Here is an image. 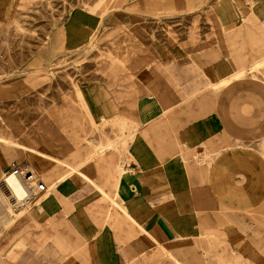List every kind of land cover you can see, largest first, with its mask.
<instances>
[{
	"label": "crops",
	"instance_id": "obj_1",
	"mask_svg": "<svg viewBox=\"0 0 264 264\" xmlns=\"http://www.w3.org/2000/svg\"><path fill=\"white\" fill-rule=\"evenodd\" d=\"M136 1L129 4L151 9V0ZM181 7L205 27L179 41L171 24L170 43L104 50L76 90L93 123L107 133L122 123L117 132L131 133L124 151L104 141L83 158L82 139L62 126L77 130L49 115L59 138L35 147L49 174L39 193L48 196L47 236L40 243L32 235L0 264H264V108L240 103L245 75L264 59V0ZM179 16L138 21L155 20L161 32L158 20ZM4 185L21 201L19 177ZM36 198L29 204L39 206Z\"/></svg>",
	"mask_w": 264,
	"mask_h": 264
},
{
	"label": "rangeland",
	"instance_id": "obj_2",
	"mask_svg": "<svg viewBox=\"0 0 264 264\" xmlns=\"http://www.w3.org/2000/svg\"><path fill=\"white\" fill-rule=\"evenodd\" d=\"M133 1L0 0V190L10 203V208H0V256L26 247L34 234L38 233L35 242L40 243L47 236L44 210L28 203L30 210L20 215L25 204L14 201L3 187L11 161L28 165L41 181L50 183L42 167L43 157L37 152L58 140L56 130L64 129L65 134L82 139L86 146L83 158L93 151L99 154L104 141L114 143L113 150L120 145L123 151L131 141V133L126 138L117 132L118 127L122 131V123L115 122L116 131L107 133L87 118L77 96L78 87L92 74L96 57L104 50H121L134 43L140 47L170 43L171 24L178 26L179 37L173 39L179 41L186 37L187 29L205 27L202 21L182 15L181 0H162L157 5L151 0V9L130 5ZM161 13L164 18L180 16L172 22L158 20L161 32L159 27L155 29V20L138 21ZM131 23L136 30L131 31ZM144 25L152 26L149 30ZM245 78L249 79L242 81V108H264V100L258 99L262 98L259 87H264V66ZM233 104L228 101L227 107L234 108ZM52 112L77 132L66 125L56 129L49 117Z\"/></svg>",
	"mask_w": 264,
	"mask_h": 264
},
{
	"label": "built area",
	"instance_id": "obj_3",
	"mask_svg": "<svg viewBox=\"0 0 264 264\" xmlns=\"http://www.w3.org/2000/svg\"><path fill=\"white\" fill-rule=\"evenodd\" d=\"M10 177H19L22 180V184L27 193H25V197L43 193L48 190L45 183L36 176V173L28 165L21 166L20 163L12 162L3 181L7 182V179Z\"/></svg>",
	"mask_w": 264,
	"mask_h": 264
},
{
	"label": "bare ground",
	"instance_id": "obj_4",
	"mask_svg": "<svg viewBox=\"0 0 264 264\" xmlns=\"http://www.w3.org/2000/svg\"><path fill=\"white\" fill-rule=\"evenodd\" d=\"M262 65H264V59H261L258 63H256L253 67H251V68H249V71L251 72V71H254V69H257L259 66H262ZM246 73H245V71H242L240 74H238V75H245ZM228 81V79H225L224 81H222V83L221 84H225L226 82ZM219 86H216L215 88H218ZM81 166H79L78 167V169L80 168ZM62 179L63 178H65V176L64 177H61ZM20 179V178H19ZM17 180H18V178H17ZM8 183L11 185V188L13 189V190H16V181H14V180H8ZM56 186H57V183H54L53 185H52V187L55 189L56 188ZM3 187H5V185H4V182H3ZM22 187V186H21ZM1 188V187H0ZM6 189V188H5ZM7 190V189H6ZM8 191V190H7ZM10 194H11V196L13 197V200L14 201H16V202H21L20 204H25V207H24V209L23 210H21V212H20V215L21 214H26L29 210H30V207L27 205L28 203H31L32 202V200H33V198L35 197H38V198H36L35 199V201L33 202V203H39L40 202V205L38 206V207H41L42 208V202L48 197L47 195H46V193H44V194H38L37 196H35V195H33V196H27V197H25V193H26V191H23V194L21 195V201L16 197V195L11 191V189H10V191H8ZM27 194V193H26ZM41 195V196H40ZM2 206L3 207H6V208H10V203H9V201L4 197V195H3V193L1 192V190H0V208H2ZM2 222V221H1ZM4 225V224H3ZM6 226V225H5Z\"/></svg>",
	"mask_w": 264,
	"mask_h": 264
}]
</instances>
